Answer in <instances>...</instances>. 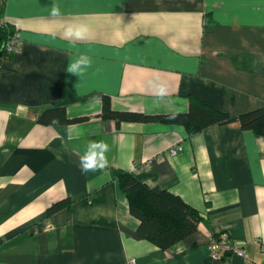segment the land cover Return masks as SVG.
<instances>
[{"label": "crops", "instance_id": "1", "mask_svg": "<svg viewBox=\"0 0 264 264\" xmlns=\"http://www.w3.org/2000/svg\"><path fill=\"white\" fill-rule=\"evenodd\" d=\"M4 23L19 45L0 60V264H264L263 136L102 115L103 99L152 116L263 107L264 0H0ZM81 54L90 67L67 72ZM51 107L77 121H38ZM92 142L108 164L83 173ZM125 172L194 209L196 230L167 248L140 237ZM220 232L246 257L213 258Z\"/></svg>", "mask_w": 264, "mask_h": 264}, {"label": "trees", "instance_id": "2", "mask_svg": "<svg viewBox=\"0 0 264 264\" xmlns=\"http://www.w3.org/2000/svg\"><path fill=\"white\" fill-rule=\"evenodd\" d=\"M11 32L15 31L8 26L6 28L0 26V47ZM102 115L118 118V120L175 123L182 125L190 134L199 132L213 124L238 121L242 129L252 130L255 134L264 137V106L232 116L203 103L191 102L186 112L152 116L110 110L108 100L103 99ZM38 121L44 124H59L77 121V119H68L63 107H51L40 112ZM118 182L127 198L130 213L139 220L137 233L140 237L151 241L160 248H167L196 230L200 220L199 214L178 196L165 190L151 188L126 172L119 175ZM65 203L69 204L67 201ZM61 204V202H57L53 206L56 208Z\"/></svg>", "mask_w": 264, "mask_h": 264}, {"label": "built area", "instance_id": "3", "mask_svg": "<svg viewBox=\"0 0 264 264\" xmlns=\"http://www.w3.org/2000/svg\"><path fill=\"white\" fill-rule=\"evenodd\" d=\"M5 26L4 24H0ZM19 45V37L17 33L11 32L7 35V38L0 47V56H8L9 54L15 52ZM183 147L181 144H178L169 149L171 155H175L178 152L182 151ZM256 242L259 244L260 248L264 250V238H258ZM208 249L210 254L215 259H225L227 254H235L240 257H246L242 248H240L229 236L227 232H220L216 237H212L208 243ZM128 264H135V260L130 258Z\"/></svg>", "mask_w": 264, "mask_h": 264}, {"label": "clouds", "instance_id": "4", "mask_svg": "<svg viewBox=\"0 0 264 264\" xmlns=\"http://www.w3.org/2000/svg\"><path fill=\"white\" fill-rule=\"evenodd\" d=\"M59 9H56L54 14L58 13ZM82 31H77L76 36L81 37ZM91 65V58L87 55L81 54L72 62L67 72L75 74L77 76L83 75L87 68ZM109 151V146L104 142H92L87 146L85 154L80 159V170L83 173H88L97 169H103L107 167L108 161L106 153Z\"/></svg>", "mask_w": 264, "mask_h": 264}]
</instances>
